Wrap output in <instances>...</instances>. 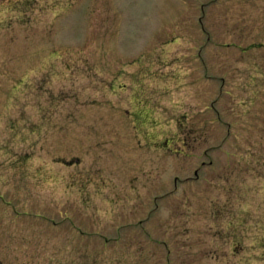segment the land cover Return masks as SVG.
<instances>
[{
	"label": "rangeland",
	"instance_id": "374dc122",
	"mask_svg": "<svg viewBox=\"0 0 264 264\" xmlns=\"http://www.w3.org/2000/svg\"><path fill=\"white\" fill-rule=\"evenodd\" d=\"M3 264H264V0H0Z\"/></svg>",
	"mask_w": 264,
	"mask_h": 264
},
{
	"label": "flooded vegetation",
	"instance_id": "af4514ba",
	"mask_svg": "<svg viewBox=\"0 0 264 264\" xmlns=\"http://www.w3.org/2000/svg\"><path fill=\"white\" fill-rule=\"evenodd\" d=\"M1 245V244H0ZM0 264H3L2 256H0Z\"/></svg>",
	"mask_w": 264,
	"mask_h": 264
}]
</instances>
